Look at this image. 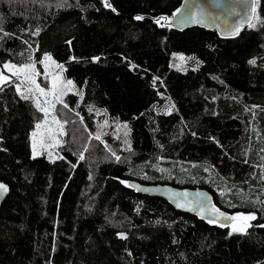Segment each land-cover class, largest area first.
<instances>
[{"label":"trees","instance_id":"trees-1","mask_svg":"<svg viewBox=\"0 0 264 264\" xmlns=\"http://www.w3.org/2000/svg\"><path fill=\"white\" fill-rule=\"evenodd\" d=\"M180 1L0 0V66L47 54L76 93L55 105L50 160L30 155L42 112L0 87V264H264V0L225 39L170 28ZM129 179L201 187L256 219L233 232Z\"/></svg>","mask_w":264,"mask_h":264},{"label":"water","instance_id":"water-1","mask_svg":"<svg viewBox=\"0 0 264 264\" xmlns=\"http://www.w3.org/2000/svg\"><path fill=\"white\" fill-rule=\"evenodd\" d=\"M254 15V0H181L166 24L177 31L199 27L214 31L219 38H234L251 22ZM238 29V34H233ZM2 68L0 66V72ZM7 76L4 72H2ZM2 85V84H0ZM0 190V204L8 193ZM126 186L137 194L165 200L174 210L194 215L200 220L228 227L233 216L218 208L209 191L201 187L174 186L169 183H143L129 179ZM264 204V198L261 200ZM218 210V211H217ZM221 213L223 215H221Z\"/></svg>","mask_w":264,"mask_h":264},{"label":"rangeland","instance_id":"rangeland-1","mask_svg":"<svg viewBox=\"0 0 264 264\" xmlns=\"http://www.w3.org/2000/svg\"><path fill=\"white\" fill-rule=\"evenodd\" d=\"M44 56L45 54H42L37 62L30 58V60L19 65L14 64L10 61H5L4 63L1 64V68L2 71H4L5 74L8 77H10L8 84H12L15 89L17 85H19L21 88V92H23L24 95H28L29 97H31L35 102V104H36V100L38 99L41 102L42 107L49 109L48 116L45 117L44 113L42 112L41 120L37 122L30 131V155L31 156L44 155L48 159L53 160L55 158H58L59 156L57 148L63 143V137L65 131L63 121L56 115L55 107L54 108L52 107L53 104L55 105L57 104L55 97L51 94H49L46 97L40 95V93L36 90L35 84H31V83L21 84L20 80H17L15 76H12L10 71L4 68V65L6 63L14 64L19 67L25 64H31L35 62L37 75L34 76V79L36 81V84H38L41 88L45 89V92H50L53 88V84L55 83L57 85L56 94L60 96L61 100H63L65 95L69 93L76 94L73 83L72 86H69L67 89H62L60 87L62 83H66L70 79L63 75L62 68L58 67L60 64L56 63L54 60H52V58L50 61L46 62L48 64V67L45 68L44 64L40 63V61L43 60ZM57 77H59L60 79H57ZM28 88H31L33 91L32 92L25 91ZM61 91H64L66 94L60 95ZM21 92L19 93L21 94ZM45 100H47L48 103H44ZM53 117H55V119L59 121V123H54ZM38 123L42 125V127L39 130L36 128V125ZM61 125L63 126L62 129H61ZM33 132L38 133L36 137H33L32 135ZM41 134H43L44 137L43 144L41 143ZM34 143H35V148H34ZM238 214L253 215L251 213H240V212L232 213L233 216ZM250 222L251 221H236L235 226L237 228L244 227L246 229L247 225ZM232 227H233V222H231L227 228L232 230Z\"/></svg>","mask_w":264,"mask_h":264},{"label":"snow or ice","instance_id":"snow-or-ice-1","mask_svg":"<svg viewBox=\"0 0 264 264\" xmlns=\"http://www.w3.org/2000/svg\"><path fill=\"white\" fill-rule=\"evenodd\" d=\"M105 6H110L108 5L107 3V0H105ZM137 19H142V17H137ZM161 19H166V18H161ZM257 20H259V17H256ZM157 23H159V21H157ZM249 27H255L256 25L255 24H252V23H249L248 25ZM0 31H2V29H0ZM38 34V33H37ZM233 34H238V29L233 33ZM5 35H9L8 33H5ZM181 60H183L184 58L181 56L180 57ZM51 60V57L47 54H45V56L43 57V60L40 61V63L44 64V67L47 68L48 67V64L46 63L47 61H50ZM249 63H255V61H249ZM58 67H61L62 68V65H59ZM4 68L8 71L11 72L12 76H15L17 78V80H20V83L21 84H24V83H31V84H35L36 85V90L40 93V95L42 96H48L49 94L53 95L56 99V102L57 103H63V101L60 99V96L56 94V88H57V85L54 83L53 84V88L50 92H45V89L44 88H41L38 84H36V81L34 79V76L37 75L36 73V68H35V62L31 63V64H25V65H22V66H16L14 64H8L6 63L4 65ZM23 77V78H21ZM57 79H60L59 77H57ZM10 80V77L8 76H5L2 72H0V84H3V83H8ZM69 86H72V81H67L66 83H62L60 85V87L62 89H67ZM16 90L17 92H21V88L19 85H17L16 87ZM25 91L27 92H32L33 90L31 88H28L26 89ZM66 94L64 91H61L60 95H64ZM21 98L22 99H25V100H28L30 97L28 95H24L23 92H21ZM44 103H48L47 100L44 101ZM52 107L54 108L55 107V104L52 105ZM64 107L67 108L68 105L67 104H64ZM36 108L43 112L45 117L48 116L49 114V109L48 108H45V107H42L41 105V102L37 99L36 100ZM91 111V109H90ZM53 122L54 123H59V121H57L55 119V117H53ZM42 127L41 124H37L36 125V128L39 130L40 128ZM62 125H61V129H62ZM37 132H33V137H36L37 136ZM43 134H41V143L43 144ZM96 139H100L99 136L96 137ZM34 148H35V143H34ZM35 154V153H34ZM80 159H83V156L81 155ZM117 159H119V157H117ZM264 159V158H262ZM0 190L2 191H7L6 189V186L0 184ZM218 211V210H217ZM221 215H223L221 213ZM226 219H229L230 221L233 222V227H232V231L233 232H237V231H245V228L244 227H240V228H237L235 226V222L236 221H251V220H255L256 217L254 215H243V214H238V215H234V216H231V217H226ZM221 226H224V225H221ZM248 227H251L250 224L247 225ZM259 227H262L264 228V225H259Z\"/></svg>","mask_w":264,"mask_h":264},{"label":"flooded vegetation","instance_id":"flooded-vegetation-1","mask_svg":"<svg viewBox=\"0 0 264 264\" xmlns=\"http://www.w3.org/2000/svg\"><path fill=\"white\" fill-rule=\"evenodd\" d=\"M2 71V70H1ZM2 72H4V71H2ZM5 73V72H4ZM5 83H3L2 85H4ZM2 85H0V87L2 86Z\"/></svg>","mask_w":264,"mask_h":264}]
</instances>
